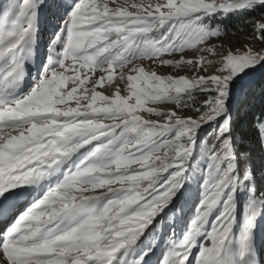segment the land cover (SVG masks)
Masks as SVG:
<instances>
[{
	"label": "snow or ice",
	"instance_id": "1",
	"mask_svg": "<svg viewBox=\"0 0 264 264\" xmlns=\"http://www.w3.org/2000/svg\"><path fill=\"white\" fill-rule=\"evenodd\" d=\"M166 236L156 264H264V0H0V264Z\"/></svg>",
	"mask_w": 264,
	"mask_h": 264
},
{
	"label": "rangeland",
	"instance_id": "2",
	"mask_svg": "<svg viewBox=\"0 0 264 264\" xmlns=\"http://www.w3.org/2000/svg\"><path fill=\"white\" fill-rule=\"evenodd\" d=\"M250 31H251V28H250V26H249V28H248L247 31H245V30H242V31H241V30H240V31L231 32V33H229L227 36H225V37L223 38V40L220 41V42H222V43H224V44H231L233 47H236V46H237V44H236L237 40H242V41L246 40L247 35H248V33H250ZM257 47H259V45H257ZM13 211H14V210H13ZM180 231H181V228H180L179 230L176 231V237H177V238H179ZM169 236H170V233H169ZM168 239H169V237L166 236V237L164 238V241L161 243L160 248H158V249L156 250L155 254L152 256L153 264H156V261H158V260L160 259V257H161V252H162V250H163V245H164V243H167Z\"/></svg>",
	"mask_w": 264,
	"mask_h": 264
},
{
	"label": "trees",
	"instance_id": "3",
	"mask_svg": "<svg viewBox=\"0 0 264 264\" xmlns=\"http://www.w3.org/2000/svg\"><path fill=\"white\" fill-rule=\"evenodd\" d=\"M248 19H251V17L233 18L229 21H226L225 23L227 24V27L229 29V33L235 32V31H240V30L241 31L242 30L247 31L249 26H250V25L246 24V21ZM180 228H182V225H178L176 231L179 230Z\"/></svg>",
	"mask_w": 264,
	"mask_h": 264
}]
</instances>
